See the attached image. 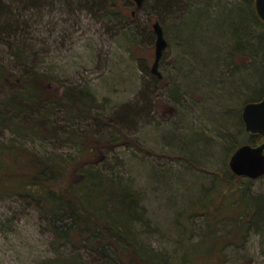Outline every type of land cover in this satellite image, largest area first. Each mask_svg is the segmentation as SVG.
I'll return each mask as SVG.
<instances>
[{"label":"rangeland","instance_id":"374dc122","mask_svg":"<svg viewBox=\"0 0 264 264\" xmlns=\"http://www.w3.org/2000/svg\"><path fill=\"white\" fill-rule=\"evenodd\" d=\"M73 2L72 8L57 4L39 14L34 10L31 52L42 57L40 68L59 77L60 82H48V90L61 92L68 83L87 87L103 104L98 108L106 119L118 125L125 119L124 137L119 133L103 141L104 160L94 163L103 169L111 165L140 198L147 224L138 226L136 240L162 264L167 258L170 264H202L196 248L204 236L208 244L224 248L218 264H264L258 235L253 230L242 234V226L231 220L236 211L222 194L241 181L230 171L229 159L251 142L241 114L251 88L258 85L250 74L253 61L259 60L243 44L236 51L230 43L219 54L217 39L209 32L210 21L220 18V7H245L246 1L178 0L177 14L170 15L158 6L160 0H144L140 7L133 0H115L114 14L104 20L99 8ZM249 10L257 16L255 0ZM131 12L135 17L128 23ZM187 17L200 27L185 38L190 46L175 33ZM156 20L168 43L159 63L161 79L151 73L156 41L151 25ZM8 54L0 43V60L11 64ZM11 72L0 84V99L18 83ZM27 139L17 143L41 155L66 159L79 151L50 139ZM11 140L12 134H2L0 146ZM1 172L7 175L6 168ZM253 181L254 193L264 191V178ZM214 210L221 212L209 220L205 215ZM243 235H248L245 242ZM59 244L29 198L0 196V264L48 262L67 252Z\"/></svg>","mask_w":264,"mask_h":264},{"label":"trees","instance_id":"16d2710c","mask_svg":"<svg viewBox=\"0 0 264 264\" xmlns=\"http://www.w3.org/2000/svg\"><path fill=\"white\" fill-rule=\"evenodd\" d=\"M82 1L99 8L103 12L102 20L114 14L111 8L115 0ZM177 1L160 0L158 6L165 13L169 10L168 14H177ZM245 1L248 5L245 7H220V18L210 21L209 32L212 30L217 39L214 46L219 54L230 43L236 51L243 44L259 60L253 61L250 74L258 79V85L251 88L252 97L247 104L264 97V23L249 10L251 0ZM57 4H69L72 8L76 3L73 0H0V20L3 19L0 43L10 51L8 56L13 63L12 66L0 60V84L10 75V70L18 80L10 95L0 99V133L14 136L9 144L0 146V167L7 169V175L3 176L0 170V196L13 194L29 198L60 247L67 249L42 264H162L148 252H152L150 248L136 240L135 232L138 226L147 224V217L130 180L114 172L111 165L103 169L100 162L94 163L96 159L104 160L106 153L100 148L103 141L119 133L124 137L125 119L121 125L106 119L98 108L103 104L98 105L96 96L87 87L68 83L61 92L48 90V82L53 78L59 81V77L40 68L42 57L31 52L30 18L34 10L39 14L40 10L49 7L52 10ZM134 17L135 13L131 12L125 21L131 23ZM189 20L185 18L175 29L181 39L200 30ZM185 40L190 46L191 41ZM132 114L136 116L135 111ZM249 137L252 146L263 143L259 134H249ZM27 138L41 142L50 139L61 146H75L79 151L66 159L59 154L41 155L25 149L23 142L17 143ZM17 165L22 166L13 168ZM240 179L239 184L229 185L222 194L228 195L226 202L236 211L231 220L242 226V234L253 230L264 250V191L255 194L252 189L256 181ZM218 210L205 216L214 220L221 212L217 213ZM247 238L248 235H243L242 242ZM207 240L204 236L198 243L197 260L202 264H218L225 255L224 248L218 249ZM129 250L131 254L124 255ZM163 264H170L168 258Z\"/></svg>","mask_w":264,"mask_h":264},{"label":"water","instance_id":"95a60500","mask_svg":"<svg viewBox=\"0 0 264 264\" xmlns=\"http://www.w3.org/2000/svg\"><path fill=\"white\" fill-rule=\"evenodd\" d=\"M143 1L133 0L136 7H140ZM255 10L259 19L264 22V0H255ZM151 27L156 37L151 73L161 79L159 63L168 47V43L164 37L163 28L158 21L152 23ZM241 118L245 131L250 134L261 135L263 143L258 146L245 144L238 147L229 159V169L237 177L257 180L264 176V97L259 102L245 104Z\"/></svg>","mask_w":264,"mask_h":264}]
</instances>
